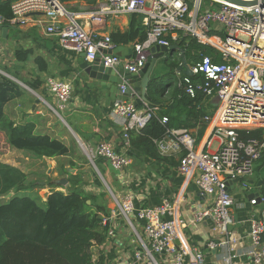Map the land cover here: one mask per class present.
<instances>
[{
  "label": "built area",
  "instance_id": "obj_1",
  "mask_svg": "<svg viewBox=\"0 0 264 264\" xmlns=\"http://www.w3.org/2000/svg\"><path fill=\"white\" fill-rule=\"evenodd\" d=\"M8 0H0L5 3ZM250 3L239 6L218 0H105L95 11L74 14L68 12L58 0H16L11 3V22L22 25L33 12L44 13L45 31L58 38L60 46L76 53H84L87 62L100 58L104 68L123 67L130 74L139 73L146 63V51L151 46L169 47L181 37H192L199 44L210 46L220 53L222 63H214L208 56L190 67L193 75L204 80L192 83L184 78V91L194 98L196 91L218 98L212 122V132L205 144L217 141L215 151L195 148L188 130H168L154 141L161 157L181 154L178 171L184 176L195 174V185L209 198L208 206L196 211L186 226H196L210 219L217 232L218 243L228 247L221 264H234L239 257L238 239L229 227L234 224L230 209L234 199L229 187L240 181L243 188L253 176L254 164L264 154V0H238ZM138 15L146 32V39L134 46L133 57L122 60L111 54L115 49L109 36L85 31L77 20L82 18L102 24L106 18L118 15ZM4 19L0 15V25ZM0 73H3L0 71ZM47 90L56 102L54 113L59 116L71 96V84L49 79ZM123 91V87H121ZM112 115L120 121L124 139L130 131H139L150 121L156 108L142 103L117 100ZM162 124L167 118L161 119ZM261 130V139L243 141L239 131ZM89 161L105 160L120 172L131 165L126 152H118L108 142L89 148ZM107 189V188H106ZM113 203L108 216H102L101 227L106 239L113 238L118 220L134 236L130 257L125 264H205V256L184 239L176 204L164 201L158 206L137 208L129 194L117 197L111 189L105 190ZM257 199L250 200L256 205ZM248 252L253 264H264V211L249 221ZM178 242V245L175 242Z\"/></svg>",
  "mask_w": 264,
  "mask_h": 264
},
{
  "label": "crops",
  "instance_id": "obj_2",
  "mask_svg": "<svg viewBox=\"0 0 264 264\" xmlns=\"http://www.w3.org/2000/svg\"><path fill=\"white\" fill-rule=\"evenodd\" d=\"M104 2L105 0H71L60 3L68 12L79 14L95 11ZM129 21L130 15L109 17L100 25L82 17L77 20L85 31L98 33L100 36H109L110 38L114 34L127 32ZM46 26L47 19L44 15L31 13L26 16V21L22 25L13 22H10L7 26L0 25V29H8L5 39L1 38L0 32V66L10 67L12 65L14 61L13 53L16 49L22 48V59H26V62H22V84L17 81L22 85V96L10 101L5 106V115L16 124L31 123L34 126L36 135H47L51 139L61 141L69 149L67 156L50 159L34 158L24 151L16 150L22 156V168L18 165L13 167L21 170L26 175L45 173L49 178V180L46 178L42 181L27 178L28 184L36 183L37 186L42 187V189L34 188L32 191V194L40 196L42 201L46 199V195H49V181L55 184L59 179H66L65 176L58 177L63 170L73 175L82 172L89 174V171H80L79 168L81 167L72 164L74 160L71 159V142L76 141L80 148V142L89 148H94L101 142H108L118 152L128 154L130 150L128 140L124 139L123 126L111 112L113 104L120 100V95L111 93L109 89L101 87L98 81L89 79L80 69L81 64L87 62L82 57V53L62 48L56 36L46 33ZM137 44L136 42L126 45L119 44L115 48L123 46L133 51L134 46ZM180 51L181 49L173 52L169 58L174 60L178 57L180 59ZM185 61L188 67L193 65L186 58ZM165 62V58L158 59L151 75L163 74ZM49 79L63 80L71 84V96L66 109L59 112L60 117L53 111L56 108V102L47 90ZM35 81H39L40 85L32 90L28 85L35 84ZM171 90H165L164 97L166 99H169ZM208 98L209 101L204 102L203 107H205L208 117L213 118L218 103L215 96ZM127 102L134 103L135 99L130 98ZM59 118L64 121L65 127L60 128L56 124ZM181 120L184 126L175 129L188 130L198 151L216 150L217 141L215 139L209 148L206 149L205 147L212 132V122L200 120L199 123H196L194 120H188V117L185 118V116ZM131 153L135 155L130 156L132 159L131 165L120 172L114 171L115 180L111 191L117 197L126 194L131 195L137 208L155 207L164 201L176 204L184 239L190 246L198 248L204 254L205 264H221L222 257L226 255L228 247L216 245L211 248L209 246V244L219 242L212 221L205 219L201 224L194 227L186 226L187 221L196 211L208 206L209 198L205 197L204 194L202 195L196 187L194 183L196 175L194 173L189 176L179 173L178 165L181 154L170 157H161L158 154L162 159L157 160L143 157L139 153L136 154L134 150ZM61 159H67L70 162L59 164ZM5 164L10 165L9 163ZM256 174L246 180L248 186L246 188L241 186L240 181L232 183L229 187L234 199V204L230 209L234 224L229 227V230L232 236L238 239L237 250L239 254L241 253L234 260V264H253L248 254L251 250V242L248 238L249 221L260 217L264 211V198L262 195L264 183ZM82 178L84 180V174H82ZM91 178L88 175L90 181L83 186L84 191L91 194L100 193L103 189L96 183V180L91 181ZM57 190L65 192L63 188ZM257 194L261 198L260 202H258L256 196L250 198L251 195ZM252 199H257L256 205H250ZM108 209H113V203L110 200ZM129 234V229L122 224L121 220H118L114 237L106 239L104 244V264H125L128 261L130 254L127 253L135 248L133 240L128 239ZM124 241L127 242L125 246H123ZM94 251L97 253V249H94Z\"/></svg>",
  "mask_w": 264,
  "mask_h": 264
},
{
  "label": "trees",
  "instance_id": "obj_3",
  "mask_svg": "<svg viewBox=\"0 0 264 264\" xmlns=\"http://www.w3.org/2000/svg\"><path fill=\"white\" fill-rule=\"evenodd\" d=\"M14 1L8 0L0 4L4 26L11 22L10 5ZM186 3L191 6V1L186 0ZM145 39L146 32L141 25V18L135 14L130 15L127 32L111 37L115 46L142 43ZM172 45H177L184 51L185 58L193 65L203 56L210 57L217 64L223 62L216 49L199 44L192 37H181ZM22 55V48L16 49L12 65L0 66V71L3 72L0 73V133L10 149L24 151L34 158L67 156L69 149L61 141L47 135H36L31 123L16 124L4 113V108L10 101L22 96V88L15 82L22 84L18 73L22 62H26ZM179 63L178 57L174 60L169 58L163 67V74L151 75L146 97L148 105L156 108V112L145 127L127 134L129 156H135L131 153L134 150L143 157L161 160L154 141L165 136L168 130L184 126L181 120L183 116L196 123L208 117L203 103L209 101L210 96L196 91L195 97L191 98L184 91V78L192 83H199L203 82V76L187 77L177 74ZM38 85L39 81L28 87L35 90ZM166 88L172 89L169 99L164 97ZM163 117L167 118L166 124L161 123ZM261 135V130L239 131V138L243 141L259 140ZM94 164L112 189L114 170L103 159H95ZM255 173L264 183V154L254 164L253 174ZM60 175L66 177L67 186H57L49 181V195L42 201L40 196L32 194L34 188L42 187L36 183L28 184L27 175L16 167L0 163V264H104L106 229L101 227V220L102 216L110 213L107 192L103 189L98 194L86 193L82 173L73 175L63 170ZM58 188L65 189V192L58 191ZM8 194L12 196L5 200L4 197ZM262 195L264 198V188ZM94 249H97V253ZM95 257L97 259L94 260Z\"/></svg>",
  "mask_w": 264,
  "mask_h": 264
},
{
  "label": "water",
  "instance_id": "obj_4",
  "mask_svg": "<svg viewBox=\"0 0 264 264\" xmlns=\"http://www.w3.org/2000/svg\"><path fill=\"white\" fill-rule=\"evenodd\" d=\"M223 1L230 4H235L239 6H249L252 5L250 3H244L238 0H218ZM31 14H39L41 16L44 13L40 12H33ZM7 28L0 29L1 38H6ZM180 50L177 45H171L169 47H160V46H151L145 53H146V63L143 69L137 74H130L123 67H115V68H104L100 58L95 59L93 62H85L81 64L80 69L84 72L89 79L98 81L101 87H105L109 89L111 93H117L120 95V100L123 102H127L128 99L134 98V104L136 106L142 105V103L149 104V101L146 97V91L150 82V75L154 69L156 61L160 58H165L167 60L174 51ZM180 63L176 69L177 74H182L187 77L193 76V73L186 64L184 58V52L180 51ZM111 54L119 57L122 60H129L133 54L131 49L125 48L123 46H118L111 51ZM82 57L85 58V54L82 53ZM15 81V80H14ZM17 83V81H15ZM19 84V83H18ZM22 86L21 84H19ZM121 87H123V91H121ZM215 100H218L215 97ZM38 102V101H37ZM60 128L65 127L64 121L59 118L57 123ZM91 164L94 167V162L91 161ZM236 182V181H234ZM103 183L107 189H109L108 185L103 180ZM57 186L64 187L67 184L66 179H59L55 182ZM62 192L61 190H58ZM203 195V194H202ZM11 195L8 194L7 197ZM46 195L45 197H47ZM256 196L258 202H260L261 198L259 195H251L250 198ZM89 203V202H87ZM178 245V242H175Z\"/></svg>",
  "mask_w": 264,
  "mask_h": 264
},
{
  "label": "rangeland",
  "instance_id": "obj_5",
  "mask_svg": "<svg viewBox=\"0 0 264 264\" xmlns=\"http://www.w3.org/2000/svg\"><path fill=\"white\" fill-rule=\"evenodd\" d=\"M165 61H167V60H165ZM19 71H20L19 74H20V77H21V80H22V68ZM216 102L218 103V100H216ZM79 145L81 146V148L78 146L76 141L75 142L73 141V143L72 142L70 143L71 151H72L71 159L74 160V163H72V164H74V166L81 167V168H79L80 171H89V174H86V173L82 172V174L85 175V178L83 180V182H84L83 186L86 185V182L90 181V179L88 180V175H89V176L92 177L91 181L96 180V183L98 185H100L102 189L107 190L105 185H104V183H103L102 176L99 175L100 173H98L99 171H97L95 165L93 167V165L91 164V162L88 159L87 152L89 150V147L83 145V143H81V142L79 143ZM58 161H57V163H58ZM61 161H63V162H61ZM61 161L59 162V164H61V163L62 164H67V162H70V160H67V159H61ZM0 163H9L12 166H17L18 165V167L22 168V156H21V154L16 152V150L14 151L13 149H10L6 145L4 136L1 133H0ZM75 168L78 170L77 167H75ZM73 170H75V169H73ZM74 173H76V172L74 171ZM59 176L64 177L63 175H60V174L58 175V177ZM27 178H29L31 180L37 179L38 181L45 180L46 178H47V180H49V178L47 177V175L45 173L37 174V175L28 174ZM10 197L6 196V197H4V199L7 200ZM109 200H110V198H109ZM128 239L129 240H133L134 236L130 233L128 235ZM126 243L127 242L124 241L123 242V246H125ZM109 247L110 246L108 245V248Z\"/></svg>",
  "mask_w": 264,
  "mask_h": 264
}]
</instances>
